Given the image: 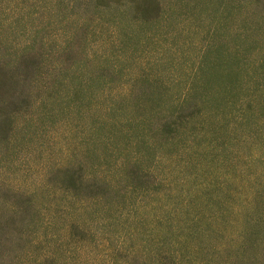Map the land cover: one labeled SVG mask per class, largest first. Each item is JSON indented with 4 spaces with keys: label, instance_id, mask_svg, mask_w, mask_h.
Wrapping results in <instances>:
<instances>
[{
    "label": "rangeland",
    "instance_id": "obj_1",
    "mask_svg": "<svg viewBox=\"0 0 264 264\" xmlns=\"http://www.w3.org/2000/svg\"><path fill=\"white\" fill-rule=\"evenodd\" d=\"M0 264H264V0H0Z\"/></svg>",
    "mask_w": 264,
    "mask_h": 264
},
{
    "label": "trees",
    "instance_id": "obj_2",
    "mask_svg": "<svg viewBox=\"0 0 264 264\" xmlns=\"http://www.w3.org/2000/svg\"><path fill=\"white\" fill-rule=\"evenodd\" d=\"M192 90H193V89H191V88L188 89L189 92L187 93V97L184 98L185 101H189V100L191 99V95H192V93H193Z\"/></svg>",
    "mask_w": 264,
    "mask_h": 264
}]
</instances>
